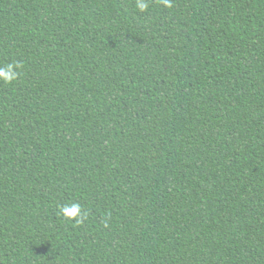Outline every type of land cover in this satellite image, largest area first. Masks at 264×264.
I'll list each match as a JSON object with an SVG mask.
<instances>
[{
	"label": "trees",
	"instance_id": "trees-1",
	"mask_svg": "<svg viewBox=\"0 0 264 264\" xmlns=\"http://www.w3.org/2000/svg\"><path fill=\"white\" fill-rule=\"evenodd\" d=\"M8 64L0 264H264V0H0Z\"/></svg>",
	"mask_w": 264,
	"mask_h": 264
},
{
	"label": "clouds",
	"instance_id": "clouds-1",
	"mask_svg": "<svg viewBox=\"0 0 264 264\" xmlns=\"http://www.w3.org/2000/svg\"><path fill=\"white\" fill-rule=\"evenodd\" d=\"M164 7H171V0H160ZM136 9L140 13H144L149 9V0H136ZM19 65L8 64L4 67H0V81L4 83L14 82L18 76L19 71L17 70ZM61 214L65 219L69 221H75L77 224L82 223L87 218L88 213L83 211L78 203L71 205H65L61 208Z\"/></svg>",
	"mask_w": 264,
	"mask_h": 264
}]
</instances>
